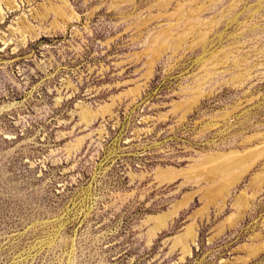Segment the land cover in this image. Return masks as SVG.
<instances>
[{"label": "rangeland", "instance_id": "1", "mask_svg": "<svg viewBox=\"0 0 264 264\" xmlns=\"http://www.w3.org/2000/svg\"><path fill=\"white\" fill-rule=\"evenodd\" d=\"M0 264H264V0H0Z\"/></svg>", "mask_w": 264, "mask_h": 264}]
</instances>
